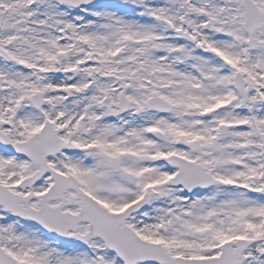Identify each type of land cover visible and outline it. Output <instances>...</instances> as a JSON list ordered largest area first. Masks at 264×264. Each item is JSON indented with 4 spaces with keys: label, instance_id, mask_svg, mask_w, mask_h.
Returning <instances> with one entry per match:
<instances>
[{
    "label": "snow or ice",
    "instance_id": "6c2138e0",
    "mask_svg": "<svg viewBox=\"0 0 264 264\" xmlns=\"http://www.w3.org/2000/svg\"><path fill=\"white\" fill-rule=\"evenodd\" d=\"M0 264H264V0H0Z\"/></svg>",
    "mask_w": 264,
    "mask_h": 264
}]
</instances>
